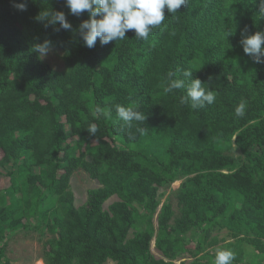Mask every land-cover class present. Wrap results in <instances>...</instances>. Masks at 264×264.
Listing matches in <instances>:
<instances>
[{
	"label": "trees",
	"instance_id": "obj_1",
	"mask_svg": "<svg viewBox=\"0 0 264 264\" xmlns=\"http://www.w3.org/2000/svg\"><path fill=\"white\" fill-rule=\"evenodd\" d=\"M260 8L188 0L172 15L165 7L147 41L129 30L88 48L87 12L72 15L65 0H0V264H11V234L28 230L40 235L44 264H214L208 248L221 227L233 264H264V63L240 43L264 32ZM49 10L73 30L38 19ZM45 40L62 50L64 69L33 50ZM185 69L215 91L213 104L194 110L180 103L186 88L164 91L168 73L182 79ZM117 105H139L145 121L129 127ZM78 169L99 182L81 206L70 188ZM161 187H170L162 202ZM244 244L256 251L247 262Z\"/></svg>",
	"mask_w": 264,
	"mask_h": 264
},
{
	"label": "clouds",
	"instance_id": "obj_2",
	"mask_svg": "<svg viewBox=\"0 0 264 264\" xmlns=\"http://www.w3.org/2000/svg\"><path fill=\"white\" fill-rule=\"evenodd\" d=\"M70 13L79 16L84 12L89 14V19L79 25V35L84 45L93 48L99 38L102 45L112 41L123 40L126 32L135 30L138 40L147 41L153 29L159 28L165 21L164 9L168 13L175 14L177 10L188 3V0H65ZM260 12L264 13V0H260ZM20 11L26 10V5H16ZM41 21H47L51 25L59 24L64 30H73L72 24L67 20L63 11H42L38 17ZM226 32L225 35H229ZM243 51L256 63H264V32L257 31L251 35H244L240 41ZM51 47V42L45 40L34 46L33 50L41 56H46ZM175 73L169 72V84L164 88L166 93H172L177 89L186 88V96L181 97V104H189L192 109H201L216 101V93L210 87L205 88L200 79H193V71L185 69L182 71V79H173ZM190 81V82H189ZM246 104L241 102L235 108L236 117L245 115ZM99 112V109H97ZM118 117L129 127L133 121L144 122L145 113L139 110V105L123 106L117 105ZM93 136L99 131L95 124L87 128ZM143 131V129H138ZM235 253L232 250L221 249L215 254L214 264H233Z\"/></svg>",
	"mask_w": 264,
	"mask_h": 264
},
{
	"label": "rangeland",
	"instance_id": "obj_3",
	"mask_svg": "<svg viewBox=\"0 0 264 264\" xmlns=\"http://www.w3.org/2000/svg\"><path fill=\"white\" fill-rule=\"evenodd\" d=\"M62 50L60 48H50L46 56H41L43 61L50 64L55 69L61 70L65 68V64L62 60ZM180 181H174L171 184V188H177ZM7 184V179L2 178L0 182V187H5ZM99 186V182L96 179H92L84 170L78 169L73 172L70 177V188L74 195V203L76 206H81L86 202L87 190ZM161 193V202L168 196L170 192V187H161L159 189ZM117 196L113 195L105 203L104 208L107 205L117 200ZM174 201V199H173ZM154 223L156 224V219L154 218ZM133 230L130 231L132 235ZM212 235L218 237V243L213 247L210 246L208 249L215 252L220 250V246L233 240L227 235V230L225 228H217L212 232ZM245 249V260L250 261L254 256L253 253L256 251L249 244H244ZM151 251L155 257H162L160 251H158L154 246V241L151 242ZM41 252V239L40 235L35 230L28 231H17L9 237L8 245L6 248V255L10 259L11 264H44L40 258ZM202 253H200L201 255ZM192 257L186 255L185 259L190 260ZM215 259V258H214ZM214 259L212 261H214ZM179 260L176 261L178 264ZM264 262V259H263ZM104 264H116L113 260H107Z\"/></svg>",
	"mask_w": 264,
	"mask_h": 264
}]
</instances>
